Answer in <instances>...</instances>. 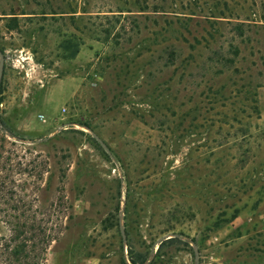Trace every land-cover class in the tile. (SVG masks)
<instances>
[{
	"label": "rangeland",
	"instance_id": "374dc122",
	"mask_svg": "<svg viewBox=\"0 0 264 264\" xmlns=\"http://www.w3.org/2000/svg\"><path fill=\"white\" fill-rule=\"evenodd\" d=\"M0 52V264H264V0H0Z\"/></svg>",
	"mask_w": 264,
	"mask_h": 264
},
{
	"label": "trees",
	"instance_id": "16d2710c",
	"mask_svg": "<svg viewBox=\"0 0 264 264\" xmlns=\"http://www.w3.org/2000/svg\"><path fill=\"white\" fill-rule=\"evenodd\" d=\"M53 234L46 236H43L42 238L39 237L38 234H32L31 236H26V230L23 227L18 228V230H15L16 232V236L15 239H18V242H16L13 246V248H11V250L8 253V257L4 258L3 260V264H39L40 263V259L43 255V253L45 252L46 249V245L52 241H54L57 236L58 233H60V231H55V226L53 225ZM33 229L36 228H31V230L33 231ZM38 233V232H37ZM35 239H36V243H35ZM173 240V238H169V239H165L163 240L160 245H162L164 242H171ZM28 243H30L29 245L32 247L31 250H27V245ZM38 246L40 247V250L36 252V247L38 248ZM9 246L6 247V249ZM129 262L130 264H143L145 262V258H143L142 256H140V258H136L133 255V250L131 245H129Z\"/></svg>",
	"mask_w": 264,
	"mask_h": 264
},
{
	"label": "water",
	"instance_id": "95a60500",
	"mask_svg": "<svg viewBox=\"0 0 264 264\" xmlns=\"http://www.w3.org/2000/svg\"><path fill=\"white\" fill-rule=\"evenodd\" d=\"M3 66H4V55L2 54V52H0V78L2 76V71H3ZM93 138L96 140V142L107 152L109 153L106 145L104 144V142L96 135V134H92ZM167 239V236H162L160 238H158L156 240V243H161L163 240ZM198 258V253L195 247V262L197 261Z\"/></svg>",
	"mask_w": 264,
	"mask_h": 264
}]
</instances>
